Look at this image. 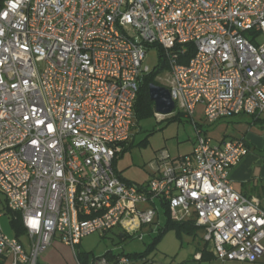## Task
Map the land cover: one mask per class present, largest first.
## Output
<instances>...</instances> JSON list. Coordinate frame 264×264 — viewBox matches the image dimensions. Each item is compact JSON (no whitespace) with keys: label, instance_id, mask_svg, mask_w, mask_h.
I'll return each instance as SVG.
<instances>
[{"label":"built area","instance_id":"obj_1","mask_svg":"<svg viewBox=\"0 0 264 264\" xmlns=\"http://www.w3.org/2000/svg\"><path fill=\"white\" fill-rule=\"evenodd\" d=\"M248 33L264 34V0H0V195L27 241L0 229V262L39 264L56 238L74 249L116 229L142 241L160 227L163 207L173 221H193L217 260H261L264 198L228 179L249 149L204 130L264 114V41ZM187 44L194 54L180 64ZM151 46L196 137L191 153L160 152L148 180L127 182L114 165L131 137Z\"/></svg>","mask_w":264,"mask_h":264},{"label":"rangeland","instance_id":"obj_2","mask_svg":"<svg viewBox=\"0 0 264 264\" xmlns=\"http://www.w3.org/2000/svg\"><path fill=\"white\" fill-rule=\"evenodd\" d=\"M258 41H264V34H258ZM159 62L157 48L153 46L146 48L143 67H148L150 72H153ZM43 66V63H38L39 69H42ZM167 79L168 70H162L156 75L155 80L159 86L165 87ZM237 119H249V117L239 115L223 119V121L232 122ZM195 121L200 123L201 120L195 119ZM206 130L210 131L211 127H206ZM195 137L196 131L189 117L176 107L169 115L156 117L153 104L151 115L138 120L134 119L130 140L123 146V152L115 160V171L122 180L127 182L146 181L153 173L156 158L160 152H166L171 158L176 159L189 151L191 142ZM0 199L3 200L1 195ZM7 216L0 213V225L6 235H13ZM166 220V216L161 210L159 224L162 228L165 226ZM148 230L149 228L145 227L142 229V233L146 234ZM116 231L113 230L106 234L97 232L83 238L78 246L74 247L76 253L85 264L91 263L99 257L112 260L118 255L144 252L156 234L155 231L152 235H145L144 239L140 241L135 236L123 235L120 237L118 230ZM204 246L210 247L208 243L203 242L200 229H195V233L192 235L184 231L178 234L175 229L169 228L156 242L146 258L154 261V264H204L194 257V254L200 252ZM208 264L233 263L232 261L221 262L215 259Z\"/></svg>","mask_w":264,"mask_h":264},{"label":"crops","instance_id":"obj_3","mask_svg":"<svg viewBox=\"0 0 264 264\" xmlns=\"http://www.w3.org/2000/svg\"><path fill=\"white\" fill-rule=\"evenodd\" d=\"M196 112L197 118H195L200 119L202 117L201 109L197 108ZM247 117H249V119H237L233 120L232 122L219 120L210 126V131L206 130L205 127V131L215 141H221L229 138H239L246 143L249 152L230 169L228 179L234 191L248 198L262 199L264 198V114L257 118L250 116ZM194 142L195 138H193L191 142L189 151L184 153L182 156L191 153L194 147ZM0 213L3 215H8V223L10 224V216L12 215L8 210H6L4 200L1 199ZM18 217L20 220L19 215ZM0 229L2 231L1 225ZM12 231L13 235H6L3 231L2 232L6 236L12 238L15 237L14 230L12 229ZM118 233L120 237H123L119 230ZM23 234L19 235L17 238L26 245L27 241ZM76 246H78V244ZM196 255H199V259L195 257ZM194 257L197 261L204 262V264H208L216 259L211 248H206L205 246L200 249V252H196ZM77 261H79V259L76 257L75 248L72 249L70 246L60 242L57 238L54 239L51 247L47 249L39 258V264H77ZM232 263L264 264V257L255 263H241L235 261H232ZM0 264H10V259H5L4 261L0 262Z\"/></svg>","mask_w":264,"mask_h":264},{"label":"trees","instance_id":"obj_4","mask_svg":"<svg viewBox=\"0 0 264 264\" xmlns=\"http://www.w3.org/2000/svg\"><path fill=\"white\" fill-rule=\"evenodd\" d=\"M258 36V34H254V33H248L246 34V36ZM249 38L251 41H253V38ZM185 54L180 57V59L178 60V63L180 64H185L188 62V60L193 56L194 54V50L192 45L187 44L185 45ZM158 53H159V58H160V62L158 64V66L156 67V69L153 72H149L147 75H145L143 77L142 83L140 85L139 91L137 93V97H136V101L134 104V117L138 120V119H142L144 117H147L149 115L152 114V109H153V102L150 101L149 97H148V86L149 84H155V85H159L158 82H156V75L161 72L162 70H168V66L166 63V60L164 59L163 55L161 54V51L158 49ZM164 215L166 216V224L165 226L162 228V226L160 225V227L158 228V230L156 231V234L152 237V242L146 247L144 252L141 253H133V254H125L122 256H126L128 259H130L132 262H136V264H152L154 261L147 259L146 257L148 256V253H150V251H152V249L154 248L156 242L160 239V237L166 232L167 229L171 228V229H175L178 234H180L181 231H184L187 234H194L195 233V229H199L198 227L195 226L193 221H188V222H176L170 219V215H169V211L166 208H162ZM12 216L11 217V227L14 230L15 233V237H18L19 235L23 234V228L21 225V222L19 220V217L16 213L10 212ZM16 216V217H14ZM160 216H161V211H160ZM121 256V255H118ZM118 256H116L115 258H113L112 260H109L107 258L108 261L113 262V264H117V258ZM76 257L79 259V262L82 264H84L85 262H83L81 260V257L76 253Z\"/></svg>","mask_w":264,"mask_h":264},{"label":"water","instance_id":"obj_5","mask_svg":"<svg viewBox=\"0 0 264 264\" xmlns=\"http://www.w3.org/2000/svg\"><path fill=\"white\" fill-rule=\"evenodd\" d=\"M148 97L154 104L155 113L164 116L169 115L173 111L174 103L166 87L153 83L149 84Z\"/></svg>","mask_w":264,"mask_h":264}]
</instances>
